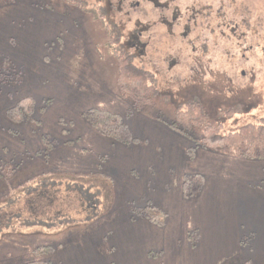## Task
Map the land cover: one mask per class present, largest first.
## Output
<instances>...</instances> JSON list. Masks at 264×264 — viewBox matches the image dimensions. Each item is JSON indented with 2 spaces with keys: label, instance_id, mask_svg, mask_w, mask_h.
<instances>
[{
  "label": "rangeland",
  "instance_id": "1",
  "mask_svg": "<svg viewBox=\"0 0 264 264\" xmlns=\"http://www.w3.org/2000/svg\"><path fill=\"white\" fill-rule=\"evenodd\" d=\"M82 4H0V264H27L44 246L55 247L54 264L200 260L185 235L193 222L177 212L163 226L141 225L156 215L162 188L155 177L163 160L153 154L184 145L162 140L163 133L127 113L114 50L153 75L158 95L147 110L155 117L171 121L179 106L198 99L224 134L264 124V0ZM26 96L35 101L31 118L10 121L7 110ZM91 108L121 114L149 142L117 148L95 134L85 117ZM170 162L165 157L161 167ZM244 208L240 222L247 227L251 219L259 233L244 229V245L228 243L227 253L237 251L233 264H264L263 214Z\"/></svg>",
  "mask_w": 264,
  "mask_h": 264
},
{
  "label": "crops",
  "instance_id": "2",
  "mask_svg": "<svg viewBox=\"0 0 264 264\" xmlns=\"http://www.w3.org/2000/svg\"><path fill=\"white\" fill-rule=\"evenodd\" d=\"M126 111L130 114L129 107ZM130 115L134 116L132 113ZM137 115L140 116L141 122H148L146 126L152 125L155 130L163 133L162 140H173L176 143L181 141L184 145L179 152L169 150L163 154L159 152L160 147L153 156L163 160L155 177V184L157 182L162 187L159 203L155 206L167 214L164 224L170 220L171 215H175L174 212H177L178 216L184 220L193 222L189 225L185 235L188 239L190 237L194 239L192 247L195 253H199L200 260L192 259L188 264H233L237 260L235 254L237 251L227 253L231 250L228 243H232V246L238 249L236 242L243 246V240L247 237L244 238L242 234L244 229L252 233V236L259 233L251 219L248 220L247 227L240 222L241 216L248 214L244 207L251 204L254 213L258 209L261 210L260 213L263 214L264 219V161L243 160L234 151L213 153L204 150H198L195 154L196 158L189 160L186 155L188 143H184L182 137L175 132H170L163 124L155 122L145 114L138 113ZM129 128L133 137L138 140L135 145L149 142L147 136L142 137L139 132L137 133L139 137H137L132 133L130 125ZM95 134L99 136L98 133ZM104 139L101 137V140H96L101 143ZM113 145L117 148L121 147L117 143ZM165 157L171 159L167 168L161 167ZM187 174L204 177L199 193L188 199L184 197L182 190V177ZM149 178L150 175L147 174V179ZM188 204H193V206L187 207ZM140 221L141 225L150 226L147 229L157 226L147 220ZM261 233L262 241H264V224ZM189 244L190 242H187L185 248L189 249ZM149 256L152 254L150 253ZM259 259L264 261V258ZM147 261L155 262L150 258Z\"/></svg>",
  "mask_w": 264,
  "mask_h": 264
},
{
  "label": "trees",
  "instance_id": "3",
  "mask_svg": "<svg viewBox=\"0 0 264 264\" xmlns=\"http://www.w3.org/2000/svg\"><path fill=\"white\" fill-rule=\"evenodd\" d=\"M16 0H0V4H11ZM73 6L83 9L82 0H70ZM54 5V3H52ZM51 7V6H50ZM87 10H90L87 8ZM85 10V11H87ZM110 34L112 28L107 25ZM110 42L117 43L118 37H111ZM118 62V75L116 88L121 100L129 103L130 114H145L155 122L163 124L170 132H175L188 143L186 155L189 160L196 158L198 150L221 153L234 151L243 160L264 161V124L254 122L243 125L237 132L224 134L221 126L210 123L205 108L200 100L185 102L179 106L173 120L166 121L163 117H155L148 112V107L155 104L158 89L155 87L153 75L134 64L133 56L128 52L115 49ZM34 97L26 96L16 105L7 110L6 116L14 123L23 122L31 118L35 109ZM238 111V108L234 109ZM233 111V110H232ZM85 117L99 136L106 137L115 144L129 146L138 140L130 132L128 123H125L121 114L106 109L91 108L85 112ZM197 130H202L203 135L196 137ZM0 175V180L4 179ZM182 190L186 198L194 197L199 193L204 183L201 175L187 174L182 177ZM157 210L153 217L145 216L152 225L163 226L167 214L154 206ZM55 247L44 246L35 250V259L27 264H54L53 256ZM41 257V258H40Z\"/></svg>",
  "mask_w": 264,
  "mask_h": 264
}]
</instances>
